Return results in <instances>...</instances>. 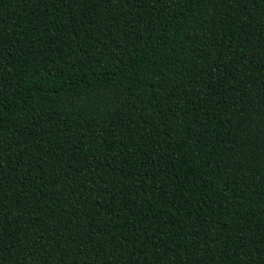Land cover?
Segmentation results:
<instances>
[{"label":"trees","instance_id":"trees-1","mask_svg":"<svg viewBox=\"0 0 264 264\" xmlns=\"http://www.w3.org/2000/svg\"><path fill=\"white\" fill-rule=\"evenodd\" d=\"M0 264H264V0H0Z\"/></svg>","mask_w":264,"mask_h":264}]
</instances>
